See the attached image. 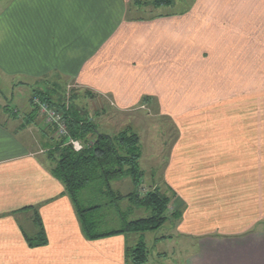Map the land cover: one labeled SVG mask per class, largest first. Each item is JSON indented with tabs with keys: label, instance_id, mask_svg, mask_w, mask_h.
Masks as SVG:
<instances>
[{
	"label": "crops",
	"instance_id": "0c3cea01",
	"mask_svg": "<svg viewBox=\"0 0 264 264\" xmlns=\"http://www.w3.org/2000/svg\"><path fill=\"white\" fill-rule=\"evenodd\" d=\"M133 3L0 0V82L69 79L117 110L154 101L178 116L161 179L193 244L184 264H264V0H181L148 17ZM35 213L42 245L29 242ZM126 244L84 236L26 128L1 110L0 264H127Z\"/></svg>",
	"mask_w": 264,
	"mask_h": 264
},
{
	"label": "trees",
	"instance_id": "16d2710c",
	"mask_svg": "<svg viewBox=\"0 0 264 264\" xmlns=\"http://www.w3.org/2000/svg\"><path fill=\"white\" fill-rule=\"evenodd\" d=\"M170 4L171 0H153V7L156 8ZM33 95L51 102L43 92L32 90ZM59 107L67 135L56 137L53 146L48 148L47 156L51 161L49 169L60 180L70 198L84 236L93 240L115 234L158 230L170 219L167 212L172 196L162 193L158 187L143 185L138 134L129 126L114 135L99 132L85 114L73 107L66 108L63 103ZM50 128L54 129L53 126ZM67 138L78 139L81 149L75 150L66 142ZM124 178H128L132 185L125 193L114 186ZM140 209L148 212V215L128 219L131 213ZM171 214L179 217V209L175 208ZM33 220L38 233L36 240L29 239V242L42 245L46 242V236L37 213ZM116 222L119 225L114 226ZM155 237L158 241L171 236ZM125 259L127 264H146L147 248L144 241L140 240L135 245L127 242Z\"/></svg>",
	"mask_w": 264,
	"mask_h": 264
},
{
	"label": "rangeland",
	"instance_id": "374dc122",
	"mask_svg": "<svg viewBox=\"0 0 264 264\" xmlns=\"http://www.w3.org/2000/svg\"><path fill=\"white\" fill-rule=\"evenodd\" d=\"M180 1L171 0L170 6L156 9L153 7V0H138L131 5L130 14L136 17H148L157 12L178 11L182 5ZM52 80L50 77L7 85L0 82V111L4 109L11 119L17 120L21 126L26 128L28 138L32 139L36 151H39L45 162L50 164L51 161L47 156L48 148L53 146L56 137L60 138L58 136H61L58 135L56 129L60 131L59 126L63 121L59 107V104L63 103L66 108L73 107L85 114L86 118L95 124L99 132L114 135L124 127H131L140 138L142 155L139 165L143 171V185L151 186V188L158 187L162 193L172 194L161 178L168 147L177 136L175 124L178 121V116L166 117L161 113V110L159 111V106L154 101L145 104L144 108L120 111L108 98L98 97L72 80ZM10 88H12L11 91ZM32 90L43 92L51 102L48 103L41 97L32 96ZM13 97L15 98L12 99ZM38 102L46 104L50 110L54 111L53 118L46 114ZM50 126H53L54 129L52 130ZM77 141L80 142L78 139ZM114 186L123 193L132 188L128 178L117 181ZM173 209L172 211L168 209L167 213L170 215V219L164 222L158 230L126 234L127 242L130 245H135L140 240L144 241L147 248L146 264H184L186 253L193 247L188 236L178 232L177 224L180 217L171 214ZM147 215L148 212L143 209L135 210L128 219ZM116 225L119 224L116 222L114 226ZM161 235L171 237L156 241L155 236Z\"/></svg>",
	"mask_w": 264,
	"mask_h": 264
},
{
	"label": "built area",
	"instance_id": "2783aa9c",
	"mask_svg": "<svg viewBox=\"0 0 264 264\" xmlns=\"http://www.w3.org/2000/svg\"><path fill=\"white\" fill-rule=\"evenodd\" d=\"M38 104L41 106V108H43V110L46 112L47 115H49V116H51V118H53V115H55L54 111L50 110L48 108V106L42 102L41 103L38 102ZM46 106L48 109L46 108ZM59 127H60V131L58 129H56V131L58 132V135H67L63 121ZM67 143H70L75 150H80L82 147L81 143L78 142L77 139L67 138Z\"/></svg>",
	"mask_w": 264,
	"mask_h": 264
}]
</instances>
